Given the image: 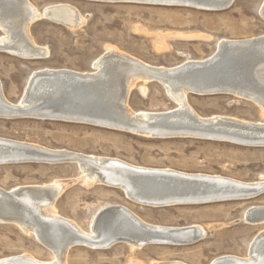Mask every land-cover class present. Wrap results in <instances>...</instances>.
Segmentation results:
<instances>
[{
	"label": "bare ground",
	"instance_id": "1",
	"mask_svg": "<svg viewBox=\"0 0 264 264\" xmlns=\"http://www.w3.org/2000/svg\"><path fill=\"white\" fill-rule=\"evenodd\" d=\"M232 2L132 0L129 3L218 11L229 7ZM258 11L264 20V0ZM80 14L68 4H52L39 11L28 0H0V52L24 60L44 59L48 50L33 41L29 26L36 20L47 18L73 29L83 23ZM164 44L158 41L157 49H163ZM92 68L88 72L52 68L34 70L15 103L5 98L0 81V115L11 119L25 117L18 116L25 114L27 118L43 119L47 116L52 118L50 120L92 122L98 127L153 139L178 136L264 147V121L249 122L222 115L201 116L188 102L189 95H235L253 103L264 119V35L239 40L221 39L207 58L186 60L171 67L152 66L108 46L105 54L92 62ZM152 82L162 87L165 95L177 105L175 109L134 111L128 106L131 90L139 86L144 91L146 84ZM46 148L0 137V164H15L5 161L20 159L54 164L50 160L68 159L77 165L79 176L87 185L99 183L117 188L125 192L130 202L150 208L176 206L172 205L174 202L177 205H197L198 201L225 198L244 201L252 199L243 198L255 191L264 190V179L241 182L220 175L136 166L117 158ZM76 180L54 179L41 185L16 186L8 190L0 188V222L18 225L21 231L32 234L54 256L51 261H40L20 254L0 258V264H68V251L76 246L106 250L121 243L134 251L147 245H188L184 243L205 236V230L199 225L150 224L118 204L98 210L89 228L81 229L57 214L54 206L63 190ZM184 202L187 204H180ZM243 221L253 226L264 224V206L247 208ZM209 264H264V229L252 239L245 257L223 255Z\"/></svg>",
	"mask_w": 264,
	"mask_h": 264
},
{
	"label": "rangeland",
	"instance_id": "2",
	"mask_svg": "<svg viewBox=\"0 0 264 264\" xmlns=\"http://www.w3.org/2000/svg\"><path fill=\"white\" fill-rule=\"evenodd\" d=\"M28 1L39 11L52 4H68L81 13L83 23L71 29L47 18L33 22L29 33L37 45L48 50L44 59L24 60L0 52L3 94L13 103L22 96L32 71L42 68L92 71V62L105 54L108 46L149 65L171 67L186 60L207 58L221 39L239 40L264 35V20L258 13L262 0H233L229 7L218 11L84 0ZM201 35L203 37H195ZM160 40L165 43L161 50L156 46ZM188 102L201 116L222 115L249 122L264 121L253 103L235 95H189ZM174 104L156 82L146 84L144 91L139 86L134 87L128 97V106L134 111H164L175 109L177 105ZM0 137L46 149L117 158L136 166L220 175L241 182L264 179V147L178 136L153 139L90 123L27 117H0ZM79 175L77 165L71 162L5 164L0 165V188L8 190L16 186L41 185L54 179H77L63 190L54 206L57 214L81 229L89 228L98 210L118 204L150 224L199 225L205 230V236L193 244L147 245L134 251L121 243L106 250L76 246L68 251V264H209L223 255L245 257L252 239L264 229V224L253 226L243 221L247 208L264 206V193L244 201L150 208L125 199L117 188L99 183L87 185ZM21 230L16 224L0 222V258L25 254L40 261L53 260L52 253L32 234Z\"/></svg>",
	"mask_w": 264,
	"mask_h": 264
},
{
	"label": "water",
	"instance_id": "3",
	"mask_svg": "<svg viewBox=\"0 0 264 264\" xmlns=\"http://www.w3.org/2000/svg\"><path fill=\"white\" fill-rule=\"evenodd\" d=\"M84 1L103 2V3H105V2H111V3H129V2H132V0H84ZM3 116L4 115H0V117H2V118H3ZM18 116H25V117H27L25 114L18 115ZM43 119H52V118H49L47 116H43ZM87 123L96 125L95 123H92V122H87ZM30 161H32V160H29V159L28 160L27 159L21 160L20 159V160H7L5 162L6 163H22V162H30ZM39 161H46L47 162L48 160H39ZM50 162L51 163H63V162H72V161L71 160H68V159H58V158H56V159L50 160ZM0 163H2V162H0ZM263 193H264V190L263 189L262 190L260 189L258 191H255L254 194H252L250 196H247L246 198H243V199H249V198H252L253 199V198H256V197L260 196ZM124 195H125V198H127L129 200V198L125 194V192H124ZM232 200H238V199L237 198H225V199H215V200L204 201V202L198 201L196 203H197V205H199V204H209V203L221 202V201H232ZM177 204H178L177 202L172 203V205H177ZM180 204H187V203L184 202V203H180ZM191 204H194V203H191ZM199 239L200 238H195V239H193V240H191V241H189L187 243H184V244H193V243L199 241Z\"/></svg>",
	"mask_w": 264,
	"mask_h": 264
}]
</instances>
